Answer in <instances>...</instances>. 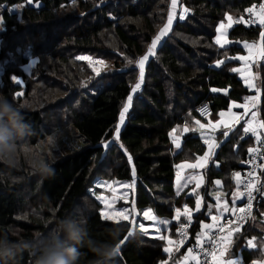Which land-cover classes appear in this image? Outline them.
<instances>
[{
  "label": "trees",
  "instance_id": "trees-1",
  "mask_svg": "<svg viewBox=\"0 0 264 264\" xmlns=\"http://www.w3.org/2000/svg\"><path fill=\"white\" fill-rule=\"evenodd\" d=\"M35 1L39 2V7L28 4L27 0H0V15L6 29L0 32V66L7 62L0 81V95L13 104L14 110H20L24 122L29 125L27 130H20L24 135L14 148L27 144L40 150L42 143L52 136L51 131L56 128L47 130L45 121L55 106L50 103L54 100L46 106L40 103L30 108L23 106V100L30 98V83L34 79L50 81L47 75L55 62L58 67L52 70L62 75L60 67L70 62L72 65L73 60L76 66L72 67L78 73L69 75L73 77L70 85L68 81L60 85L63 93H70V98L58 100L57 105L65 108V125L75 128L84 138L85 145L68 152L58 161L49 162L51 159H48V164L39 170L42 172L40 175L28 167L24 156L0 160V241L19 245L16 254L0 260V264H37L51 237H57L63 247L77 248L79 257L76 264H101V261L103 264H182L188 255L187 245L178 246L168 257L163 250V241L138 232L120 245L132 232L131 223L103 220L100 216L102 205L95 198L91 199L90 190L95 186V191L102 192L100 188L106 182L136 179L134 205L139 213L151 209L158 218L168 220L174 218L176 209L184 211L185 206L195 213L190 220L182 217L178 223H171L168 229L169 235L178 240L180 227L191 223L193 242H196L201 222L208 220L206 214L214 206L211 192L217 189L215 182L219 181L227 194L226 202L233 206V194L237 189L234 176L244 170L252 154L249 149L255 148L256 140L242 128H219L213 133L205 128L193 129L192 125L197 120L203 124L210 120L216 123L220 112H227L233 103L240 104L246 98L256 96L257 91L260 95V117L264 122V64L256 61L249 66L259 76L257 91H251L244 80L231 71L238 62H228L218 68L214 64L223 59L224 54L236 55L235 58L245 54L238 46L232 47L229 53L230 45L218 47L215 38L219 23L226 16L244 17L246 10L259 0H226L229 3H223L224 0L181 1L194 12V17L190 16L186 23L175 29L187 43H181L171 35L169 40L173 43L163 45L156 51V57L148 62L147 75L143 78L150 85L144 89L141 87L136 96L137 102L143 105L129 113L119 135L126 151L116 150L115 146H103L113 138L120 113L135 83L130 71L119 72L124 70L125 59L109 56V53L132 58L147 54L146 49L154 39L159 18L156 14H149L160 6L159 0H124L126 8L119 12L122 15H115V19L107 15L105 8L98 7L102 0ZM18 4L23 5L17 8L18 12L8 10ZM66 10L75 12L71 15L65 13ZM80 15L84 17L79 22L76 18ZM125 19L137 24L128 25L124 23ZM191 23L192 26H185ZM13 30L21 33L31 30L30 35L36 34V39L30 44L31 53L25 49L26 43L12 42L7 37ZM262 32L264 25L250 28L236 25L230 30L228 39L235 44L245 41L253 44L261 39ZM193 41L199 44L197 49L191 46ZM10 45H22L19 56L12 57V60L8 50ZM32 56L39 58V63L35 66L34 78L29 79L21 67L28 65ZM80 56L91 58L93 63L89 64L86 59L80 62L77 59ZM83 68L85 71L80 74L79 70ZM13 75L21 78L22 83H15L11 79ZM94 83L98 85L94 86ZM52 84L55 85L56 81ZM88 86L96 92L86 97L81 91L86 94ZM212 89L219 92L214 93ZM17 91H23L22 95L15 96ZM49 97L52 98L47 96L44 100H49ZM77 101V108L71 110L69 104ZM203 103H209L214 111L209 121L201 120L196 113L197 107ZM8 122L9 118L5 116L0 123L7 125ZM185 127L188 131H184ZM173 130H178L176 135L181 138L178 152L172 146ZM62 131L53 135L57 142L60 138V147L54 150L55 157L65 150ZM260 134L262 142L259 143L264 145V130ZM205 137L216 143L217 151L203 171L202 192L198 197L186 192L176 197L177 166L194 164L206 155L209 144L205 143ZM261 152L264 154V147ZM261 177H264V166ZM97 179L105 182H96ZM163 198L165 201H161ZM197 199L201 201L198 211L195 208ZM78 207L82 208L80 215ZM51 227H56V230ZM69 227L78 230L77 240L68 238L65 230ZM253 237L256 238V247H249L248 241ZM263 247L264 212L259 211L239 233L233 235L224 258L239 257L246 263L264 262ZM111 248L116 249L114 256H100L99 252Z\"/></svg>",
  "mask_w": 264,
  "mask_h": 264
},
{
  "label": "rangeland",
  "instance_id": "rangeland-1",
  "mask_svg": "<svg viewBox=\"0 0 264 264\" xmlns=\"http://www.w3.org/2000/svg\"><path fill=\"white\" fill-rule=\"evenodd\" d=\"M182 0H177V5L176 8L173 9L172 8V0H159L160 6L156 7V9H158L156 11V9L151 10L149 15H153L156 14L158 15V19H157V23L155 27H157L156 30V34L154 36V38L160 34V32L162 31V29L165 28V26L167 25L168 22V17L171 14L173 19H172V25H171V29L164 35L161 37V39L159 40V42L157 43V46L154 50L155 54L154 55H150L149 54V48L151 47V45H149L146 49V52L148 55V60L145 62L144 65V75L146 77L147 75V65L148 62L150 61V59L152 57H156V51L159 50L163 45H167L170 46L173 42L172 40H169L171 35H175V38L179 41H181V43L186 44V40L180 35L177 34V31H175V29H178L181 23H186L187 19L190 18V16L194 17V12L191 8H189L186 4H184L183 2L181 3ZM223 3H229L228 1L224 0ZM32 5L39 7V2L33 0ZM98 7H100V9L105 8L107 15H109V17H111L112 19H115V15H122L119 14V12H123L124 9L126 8V3L124 0H102V2L100 4H98ZM188 9L189 11L185 13L184 9ZM19 9L17 8H12L11 12H18ZM75 11L73 10H66L65 13H71V15L74 13ZM193 14V15H192ZM115 16V17H114ZM181 16H183V19H181ZM76 17V16H75ZM84 17V15H80L79 18H76L77 21L81 20ZM228 17L226 16V18L221 21L219 23V27L218 29H220V25L224 24L225 27L223 29H220V34L224 33L223 36H219V31L217 32V36L215 38V41L218 37H221L222 39V43H223V47L224 46H228L230 45V48L228 49V52L231 53L232 52V47L234 46H238L242 49V51H244L245 54L240 55V57H249V59L246 60H241L239 59V56L237 58L236 55L235 56H228L226 54L223 55V59H219L217 61V63L215 64V67L218 68L219 66H223L224 64L228 63V62H233L236 63L238 62V64L233 67L236 69H239L240 71H233L234 73H236L238 76H240V78H244V80L246 78L251 79V74H254L255 71L252 69V72H249V66H252L253 62L255 63L256 61H253L254 59L257 61H261V63L264 64V56H262L261 53V49L264 48L263 46V42L261 41V39H257L256 41V46L258 48H260V51H256L253 52L252 51V55L249 56V49L245 46V45H249L250 42H240V44H235V42H230L228 39V34L230 32V30L235 26L234 25V18H233V22L231 23V26L229 27V21H228ZM80 22V21H79ZM78 23V22H77ZM93 23H96L95 21H93ZM124 23L130 25V24H137L134 23L133 20L130 19H125ZM186 27L188 26H192L191 25H185ZM263 26V25H260ZM1 32V31H0ZM29 33H32L31 30L25 31L24 33H21L20 31H16L13 30V33L10 36H7L10 40H12V42H19L20 44H25V49L31 53V42H33L36 39V34L30 35ZM177 40L174 41V43L177 44ZM2 43V40L0 39V44ZM152 44V43H151ZM191 46H193L194 48H198L199 44H196V42H191L190 43ZM217 44V43H216ZM218 47H220L221 45L217 44ZM110 47V46H108ZM22 49V45H10L8 47V50L10 51V60H12V57H18L19 56V52ZM41 54H43L41 52ZM40 54V57H41ZM108 55V54H106ZM110 55H115L117 58L122 59V57L125 59L124 62L126 61L127 63L124 64L123 69L119 71L120 73L126 72V71H130L129 75H132L134 77V81L135 83L133 84V89L135 88V85L137 83H140L141 86L139 89H136L135 91H131V104L129 106V102L128 99L124 105L128 106V111L125 113V118L122 124H120V118L118 123L116 124V127L119 125V135L120 132L122 131V129L124 128V126L126 125V122L128 120V116L129 113L134 111V109L137 108H141L142 107V103H138L136 100V96L138 95V92L141 90V87L144 89V87H148V85H150V82L148 80H145V78H143V81L140 82L139 80V65L138 62L141 58H143L144 56H141L139 58H132L131 56H121L118 53H113L110 52ZM42 59H45L44 57ZM73 60V59H72ZM71 61V60H70ZM84 59H80V62H83ZM129 61H131V63H129ZM73 64L71 65V62L69 64H66L61 68L62 70V75L54 72V70L58 67V63H54V65L52 66V68L49 71V74L47 75L50 79V81L48 80H36L34 79V81H32L30 83V89H31V94H30V98H26L25 100H23V106L25 108H30V107H34L36 105H40V103L42 104V106H46L48 102L50 103H54L55 106H53V109L50 110V114H48V117L45 121V128L47 130H49L50 128L55 127L56 130L51 131L52 136H50L49 138H47L44 143H42V145L40 146V150H36V148L31 147L30 145L25 144L23 147L20 148H14L12 149V152L14 153L13 156H24L26 161H27V165L29 168H31V170L34 171V173H38V175H40L42 172H40L39 170H42L47 164H48V159H51L49 162H55L58 161L62 156H64L65 154H67L68 152L72 151V150H76L81 148L82 146L85 145V141L84 138L77 132V130L75 128H73L72 126H66L65 125V120H64V110L57 105V101L61 100L63 98H70V93L67 91V93H63L60 89V85L63 86L62 83H68L70 85V82L73 81V77L69 76L73 73H78L76 70L73 69L72 66H76L74 60L72 61ZM218 62H222L219 63ZM7 62L3 63L0 66V81H1V77L4 73V68ZM39 63V58L32 56L31 59L29 60V64L26 66H22L21 69L22 71L25 73L26 77L29 79H33V72L35 70V66ZM81 65V64H80ZM245 65H247V69L245 68ZM77 68V67H76ZM232 68V69H233ZM82 69V68H81ZM138 71H137V70ZM85 71V68H83V70H79V73L82 74ZM65 74H68V76H64ZM250 74V75H249ZM138 78V79H137ZM21 79V78H19ZM46 79V77H45ZM81 79V78H80ZM249 79L245 80L246 84L249 86ZM255 79L258 80V75L255 74ZM66 80V81H65ZM56 81V84L53 85L52 82ZM65 81V82H64ZM68 81V82H67ZM81 82V81H80ZM79 82V85H80ZM98 83H101L102 81H97ZM167 82V81H165ZM98 83H94L93 85L96 86L98 85ZM255 84V83H254ZM67 85V84H65ZM64 85V86H65ZM260 86V80H258V84L257 87H253V91H257L258 87ZM89 90L86 92L81 91V93H83L86 97H88L87 95H90L91 92H93V94H95L96 90L92 91L94 88H92V86H88ZM23 91H21L22 93ZM219 91H216L214 93H217ZM69 93V95H68ZM258 96V99L256 101H250V100H245L242 103H233L230 107V109L227 111V115L224 118V123L226 125V128H243L247 127V123L246 121H250L252 119V112H256L257 113V117H256V124L263 122L261 117H260V110H259V105H260V95L258 94V91L256 92ZM47 96H52V98L49 97V100H44ZM144 98H146V93L144 95ZM247 103L249 105L248 110L246 111L243 107H237V105H242ZM255 103V107H252V104ZM74 105L70 106V109H76L78 106V101L76 103H73ZM60 108V109H59ZM60 111V112H59ZM58 113V114H57ZM232 114H236L240 117L239 119V123H231L232 122ZM58 116L60 117V119L58 120ZM217 120H221V118H218ZM217 123H219V121H217ZM232 124V125H230ZM217 127L215 128V130H213L210 127H206L205 130L209 131V132H215L217 131L219 128V124H216ZM116 129V128H115ZM223 129V128H220ZM260 129V130H259ZM62 131L61 134V139L63 142V145H65V150L61 151V155H59L58 157H55L54 154V150L55 149H59L57 147H60V138L57 142V139L53 138V135L55 133H59V131ZM264 129H261L259 127H257V134L260 136V139H257V135H254L252 133H249V135L251 136V138L253 137V139L256 140V144L260 141L262 142V137L260 132H263ZM115 131V130H114ZM173 135H172V146L173 149L178 152L180 151V146L176 147V141L179 142V145L181 144V138L179 135H176L178 133V130H173L172 131ZM188 134V132L186 133ZM185 134H183L184 136ZM206 136V135H204ZM206 138V137H205ZM105 143L108 144L107 148L116 147V150L119 148L121 151H126L125 148L123 147L121 141L118 139L116 140L115 138V133L113 138L110 141H106ZM103 143V144H105ZM55 153L60 154L58 151H55ZM214 155V154H213ZM210 156V159L212 158V156ZM12 160H14V157L11 158ZM43 160V162H42ZM131 165H132V161L130 160ZM134 166H132V169ZM189 167L188 164H182L179 165V167L177 166V179H176V184H175V195L176 197L185 194H195L196 197H198L197 194H199L200 192H202V187L204 185V179H202V177H200L199 175H197L196 173H189L188 175H186V173L189 171L186 170V168ZM238 179H239V183H238ZM101 181V182H105L102 181L100 179H97L96 182ZM234 181L236 183L237 189L235 191L236 192H240V187H241V175L239 176V178L234 177ZM199 182V187H196L197 183ZM181 185H186L184 187H181ZM95 186H93L94 188ZM90 190V194H91V199H96L97 196H102L103 199L105 201H107V208H105V204L103 202H101L100 200H97L101 205H102V210H105L109 213L113 212V211H122L124 209L128 210V220L124 217H119V218H115V219H106L108 221H112V222H130L132 225V232L129 234V236L120 244L123 245L124 243L127 242V240L130 238L131 235H134L136 232L140 233V234H144L145 236L149 237V238H153V239H159L158 237L160 235H164L167 236L169 238H171L173 240V245H171L170 247L172 248V252L171 255L173 254V252L177 249L178 247V242H177V237L172 236L171 234L169 235L168 233V229L171 223H178L180 221V219L182 217H185L184 215V211H181V216L178 219H176V212H175V216L174 218H172L171 220L168 219H162V218H158L153 211H151V214H154L157 217V220H149L147 219L143 213V212H138L134 203L136 201V192H137V186H136V179H133L132 181H114V182H106L103 186H101L100 189H102L103 191L98 192L95 191L94 189ZM96 188V187H95ZM179 189V192H178ZM134 191V193H133ZM217 195L220 196V207H217V200L216 197ZM211 196L214 199V206L208 210L206 216H207V221L206 219H204L201 222V229L199 230V232L205 230L206 228L203 227V225H213L215 226L218 223H220L221 221V216L224 215V212L222 211V208L224 206L226 202V192L222 189V188H217L214 189L211 192ZM234 198V197H233ZM242 200V197H239ZM223 199V200H222ZM225 200V201H224ZM161 201H165V198H163ZM235 201V200H233ZM167 202V201H166ZM235 202H233L234 204ZM228 208L232 207L229 203H227ZM189 210L190 208L187 207ZM82 211L81 207H78V211L77 213L80 215ZM191 212V210H190ZM194 216L195 213L193 214L191 212V216ZM213 216H217L219 217V219L217 221H214L212 219ZM159 220H164V221H168V223L165 224H160L158 221ZM144 225L143 228L140 227V225ZM50 228V226H49ZM51 229L56 230V227H51ZM157 229H159V232H157ZM208 229V228H207ZM212 228H210L209 230H212ZM147 233V234H145ZM207 234V235H206ZM208 236H210V232H204L203 234H201V239H208ZM160 240V239H159ZM161 241V240H160ZM164 242V247L167 246L166 241ZM264 250V247L262 248ZM168 257H170L171 255L169 253H166ZM182 260H179V262ZM257 263H261L263 261H256Z\"/></svg>",
  "mask_w": 264,
  "mask_h": 264
},
{
  "label": "snow or ice",
  "instance_id": "snow-or-ice-1",
  "mask_svg": "<svg viewBox=\"0 0 264 264\" xmlns=\"http://www.w3.org/2000/svg\"><path fill=\"white\" fill-rule=\"evenodd\" d=\"M27 3L28 4H32L33 3V0H27ZM176 5H177V0H172V8L173 9L176 8ZM22 6L23 5H19L18 4V5H15L13 7L14 8H20ZM256 8H257L256 5H252L246 11L251 14V13H253L254 9H256ZM8 10L9 11H12V9H8ZM184 11L186 13L189 10L185 8ZM256 15L258 16V19H259V22L261 23V25H264V4L259 5V12L256 13ZM172 19H173V17L170 14L169 17H168L167 25L165 26V28L162 29V31L160 32V34L157 35L153 39L152 44H151V47L149 48V54L150 55H154L155 54L154 50H155V48L157 46V43L159 42V40L161 39V37L164 36L171 29ZM181 19H183V16H181ZM242 20H243V18L241 17V20H238L236 22L239 23ZM228 21H229L228 26L230 27L231 26V23L233 22V18L231 16H229L228 17ZM3 24H4L3 16L0 15V31L6 30L3 27ZM224 27H225L224 24H221L220 25V29H223ZM220 29H218V31H220ZM222 36H223V33H221V37ZM221 37H218L216 39V43L219 44V45H221V47H223V43H222ZM261 41L264 42V32L261 33ZM245 46L249 49V56L252 55V50L257 47L255 43L252 44V45H245ZM260 54L262 56H264V48L261 49V53ZM148 58H149L148 55H145L138 62V65H139V80H140V82L143 81V77H144V65H145V62L148 60ZM77 59H86V60H88L89 64H92L93 63L92 59L89 58V57L80 56V57H77ZM239 59L246 60V59H249V57H239ZM96 62L97 63H103V61H96ZM129 63H131V61H129ZM219 63H222V62H218V64ZM247 67L248 66L245 65V68L246 69H247ZM93 70L95 71L96 69H93ZM231 71H240V70L239 69H236V68H233V69H231ZM11 79L15 83H17V84H21L22 83V81L19 78H17L15 75H13L11 77ZM248 83H249V87H254V85L251 83V80L250 79H249ZM140 86H141V84L140 83H137L135 85V88L133 89V91H135L136 89H139ZM212 91L213 92H216V91H219V90L212 89ZM21 95H22V93L19 92V91H17L15 93V96H17V97H19ZM257 99H258V96H253V97L246 98V100H250V101H253V102L256 101ZM131 100H132V97L130 95L128 97L129 106L131 104ZM237 107H243L247 111L249 105L247 103H245V104H242V105H237ZM252 107L253 108L255 107V103L252 104ZM127 111H128V106H125L123 108V110L121 111V113H120V124L123 123L124 118H125V113ZM200 111H201V114H203L206 111V109H203V110H200ZM224 115H225L224 112H220L219 113V116L220 117H224ZM256 117H257V113L256 112H252V119L250 121H246L247 127H244L243 128V132L244 133H252L254 135H257V139L259 140L260 139V136L257 134V127L261 128V129H264V122H260V123L256 124ZM239 119H240V117L238 115L232 114V120H233L234 123H239ZM196 124H198L201 129H204L205 127H210L213 130H215V128L217 127L216 124H213L211 122H208L207 124H203V123H200V121H198V120L196 121ZM119 131H120V129H119V125H118L116 127V129H115V138H116V140L119 139ZM184 131H188V128L185 127ZM224 135H227V132H225ZM205 143L209 144V147L210 148L213 147L212 143L207 138L205 139ZM103 146L105 148H107L108 147V144L105 143ZM179 146H180L179 145V142L176 141V147H179ZM256 151H257V149H255V148H250L249 149V152L250 153H255ZM206 158L207 157H205V159ZM129 159H130V157H129ZM199 166L200 167H203V164H200ZM134 174L135 173H134V170H133V175ZM235 175H236L237 178H239L240 173L237 172ZM251 175H252V173H249V176H251ZM258 182L259 181H257V183ZM238 183H239V179H238ZM217 184H219V181H217ZM184 186H186V185H181V187H184ZM196 187H199V182L197 183ZM244 187H245V192H243V193L242 192H236V193L233 194V196L235 198V197H243L245 194L247 195V205H246L247 212H246V209L244 207H241V208H238V209L237 208L229 209L228 206H227V203H225L224 206H223V208H222V211L223 212H228V211H231L232 213L239 212V213H241V215L237 217V222L234 223L231 220H229L227 222V225H228L227 230H226V226L225 225H220L219 232L222 235H219L216 238H213L212 236H208L209 242L213 244V247L205 255L211 257L212 264H242V262L240 260L232 259V258L223 259V257L225 256V253L228 251V248H229V246L232 243V239L231 238H232L233 233L234 232L235 233H239L240 232V228L242 226V222L246 219V216L247 215H250L251 214L252 201H253V195H252L253 191L254 190L259 191V189H256L255 188V184L251 180H249L244 185ZM178 192H179V189H178ZM96 199L97 200H100L101 202H103L105 204V208H107V206H108L107 205V201H105L102 196H97ZM216 200H217V207H220V196L219 195H217ZM233 202H235V201H233ZM200 204H201L200 199H197L196 200V204H195V208H196L197 211L200 209ZM151 211H152L151 209H148V210H146L143 213V215L147 219H149V220H157V217L154 214H151L150 215ZM127 213H128V210L127 209H124V210L118 211V212L117 211H113L111 213H109V212H107L105 210H101L100 216H101V218L103 220H106V219H115V218H119V217H124V218H126L128 220ZM184 215H185V217H187L190 220V218H191V212L187 208V206L184 207ZM180 216H181V210L180 209H176V219L179 220ZM212 219L214 221H217L219 219V217L213 216ZM158 222L160 224L168 223V221H164V220H159ZM140 227L143 228L144 225L141 224ZM203 227L210 229V228L213 227V225H203ZM157 232H159V229H157ZM224 233H226V234H224ZM145 234H147V233H145ZM180 235L181 236H184V235H186V233L181 232ZM158 238L161 241H166L167 246H165L163 250H164L165 253H169L171 255L172 248L170 246L173 245V243H174L173 240L171 238L167 237V236H164V235H160ZM255 239L256 238L253 237L252 239H250L248 241V246L249 247H256V245L254 243ZM182 243H183V240L180 241V244H182ZM196 244L198 246H201L202 247V245H201V235L200 234H197V236H196ZM189 258H191L192 260L196 261V264H199L198 257H197V255H194L193 254L192 249H189L188 250V255L183 258L182 264H187ZM253 264H255V262H253Z\"/></svg>",
  "mask_w": 264,
  "mask_h": 264
},
{
  "label": "built area",
  "instance_id": "built-area-1",
  "mask_svg": "<svg viewBox=\"0 0 264 264\" xmlns=\"http://www.w3.org/2000/svg\"><path fill=\"white\" fill-rule=\"evenodd\" d=\"M264 4V0H259L256 4L257 8L254 9L253 13H245V16L242 17L243 20L239 23L236 21L241 20L240 18L234 19V24L236 25H243L244 27L250 28V27H255L260 24L258 16L256 13L259 12V5ZM206 109V111L201 114L200 110ZM196 113L198 114V117L202 120H209L213 116V109L209 103H203L199 105L196 109ZM264 145H261L260 143H257L255 146V149L257 151L255 153L251 154V157L249 161L246 163L244 166V170L242 172H239L241 175V187H240V192H245V187L244 185L249 181H253L255 184V188L259 189V191L254 190L252 195H253V201H252V209H251V214L246 216V219L242 222V226L240 230L243 228V226L247 223V221L253 216L255 212L263 211L264 212V177H261V174L263 172V166H264V154L261 152V148H263ZM249 173H252L251 176H249ZM257 181H259L257 183ZM247 195L245 194L242 197V200L239 197L235 198V203L233 204L232 208H241L244 207L247 212ZM241 213L236 212L232 213L231 211L224 212V215L221 216V221L216 225V228L214 229L212 233V237L216 238L219 235H222L219 232V227L220 225H225L226 230H227V222L229 220L233 221L234 223L237 222V217L240 216ZM192 228V224L189 223L187 225H183L179 229V238L177 240L178 246H185L187 245V253L189 249H192L193 254L197 255L199 264H212V259L210 256H206L205 254L211 250L213 247V244L209 242V239H201V246H198L196 242L191 241V235H190V230ZM184 232L186 235L181 236L180 233ZM198 234H201L199 232ZM226 234V233H224ZM235 232L233 233V235ZM232 235V237H233ZM232 239V238H231ZM183 240V243L180 244V241ZM223 259H225L223 257ZM242 262V264H253V263H246L243 259H237ZM187 264H196V261L192 260L189 258Z\"/></svg>",
  "mask_w": 264,
  "mask_h": 264
},
{
  "label": "clouds",
  "instance_id": "clouds-1",
  "mask_svg": "<svg viewBox=\"0 0 264 264\" xmlns=\"http://www.w3.org/2000/svg\"><path fill=\"white\" fill-rule=\"evenodd\" d=\"M234 25L236 26V24ZM12 105L5 96L0 95V122L4 120L5 116L9 118L7 125L0 123V160H10L13 157L12 149L14 146L17 147V141L24 135L20 130L29 128V125L24 122L20 110H14ZM45 171H49V169L45 168ZM65 231L69 239L77 240L79 238V232L75 227H69ZM18 248L19 245L15 242L0 241V260L14 256ZM99 254L102 258H111L116 254V249L111 248L107 251L99 252ZM78 257L79 252L76 247H63L57 237H51L37 264H76ZM101 264H103L102 261Z\"/></svg>",
  "mask_w": 264,
  "mask_h": 264
},
{
  "label": "crops",
  "instance_id": "crops-1",
  "mask_svg": "<svg viewBox=\"0 0 264 264\" xmlns=\"http://www.w3.org/2000/svg\"><path fill=\"white\" fill-rule=\"evenodd\" d=\"M261 24V23H260ZM224 34V33H223ZM219 36H221V34H220V31H219ZM254 44V43H253ZM249 45H252V44H250L249 43ZM253 52H256V51H260V48H258V47H256V48H254L253 50H252ZM253 61H257V60H253ZM258 62V61H257ZM252 72V69H249V72ZM258 75V74H257ZM243 80H244V78H242ZM247 79H249V78H246L245 80H247ZM245 80H244V82H245ZM251 83L254 85V87H257V84H258V80H259V76H258V80H256L255 79V73L254 74H251ZM246 83V82H245ZM255 83V84H254ZM249 87V86H248ZM250 89H251V91H253V87H249ZM225 113V115H224V117H220L221 118V120H219V123H213L211 120L209 121V122H211V123H213V124H219V127L218 128H226V125H225V123H224V118L226 117V115L228 114L227 112H224ZM231 123H233V120H232V122ZM230 125H232V124H230ZM192 128L193 129H198V128H200L199 127V125L198 124H196V123H194L193 125H192ZM206 128V127H205ZM212 145H213V147H207V153H206V155L202 158V159H198L197 160V162L196 163H194V164H188L189 165V167H187L186 168V170L188 171L187 173H186V175H188L189 173H196L197 175H199L200 177H202V179H204V176H203V171L206 169V167L208 166V162H209V160H210V156L211 155H213V154H215L216 153V151H217V147H216V143L215 142H213L212 143ZM205 157H207L206 159H205ZM200 164H203V167H200L199 165ZM235 177V176H234ZM215 186H216V188H221V186H220V184H217V182H215ZM236 198V197H235ZM229 209H232V207H230ZM148 210V209H147ZM146 210H144V212H145ZM217 224H218V222H217ZM216 224V225H217ZM216 225L215 226H213V229L212 230H209V229H205V230H203V231H201V234H203L204 232H210V236L212 235V233H213V231H214V229L216 228ZM200 234V235H201ZM256 264H258L257 262H256ZM259 264H264V262H261V263H259Z\"/></svg>",
  "mask_w": 264,
  "mask_h": 264
},
{
  "label": "bare ground",
  "instance_id": "bare-ground-1",
  "mask_svg": "<svg viewBox=\"0 0 264 264\" xmlns=\"http://www.w3.org/2000/svg\"><path fill=\"white\" fill-rule=\"evenodd\" d=\"M62 105H63V104H62ZM69 105H70V106H71V105L73 106L74 104H69ZM81 105H82V104H81ZM60 106H61V105H60ZM61 107H63V106H61ZM76 107H77V106H76ZM79 107H80V106H79ZM67 108H68V107H67ZM81 108H82V107H81ZM59 109H60V108H59ZM64 109H65V108H64ZM64 109H63V110H64ZM68 110H69V109H68ZM59 112H60V111H59ZM75 112H76V111H75ZM57 114H58V113H57ZM70 114H71V113H70ZM58 117H59V116H58ZM71 117H72V116H71Z\"/></svg>",
  "mask_w": 264,
  "mask_h": 264
}]
</instances>
